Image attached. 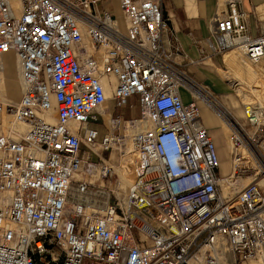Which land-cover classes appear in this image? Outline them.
<instances>
[{"label": "built area", "instance_id": "built-area-1", "mask_svg": "<svg viewBox=\"0 0 264 264\" xmlns=\"http://www.w3.org/2000/svg\"><path fill=\"white\" fill-rule=\"evenodd\" d=\"M240 1L211 19V48L259 63L264 2L252 35ZM111 2L0 0V264H264V108L244 103L247 124L226 120L233 170L222 176L197 105V89L211 92L165 50L161 0H118L123 30Z\"/></svg>", "mask_w": 264, "mask_h": 264}, {"label": "crops", "instance_id": "crops-1", "mask_svg": "<svg viewBox=\"0 0 264 264\" xmlns=\"http://www.w3.org/2000/svg\"><path fill=\"white\" fill-rule=\"evenodd\" d=\"M262 2H264V0H241L238 4L239 10L248 15L246 20L252 35H256L257 29L256 18L253 13L254 7ZM161 7L164 16L168 18V29L161 38L165 50L173 53L174 59L179 62V67L193 80L208 87L211 91H219L224 84L218 79L219 73H217L216 69L219 52L211 48L212 43L209 26L211 19H213L217 13H226L227 7L225 1L161 0ZM258 10L261 12V6L258 7ZM229 51L231 50L225 51L222 56L228 54ZM4 58L5 55L3 61ZM228 65H231L229 59ZM4 75V80H6L5 91L7 93V78L5 71ZM180 93L181 96H186L185 98L182 96V100L185 103L190 101L191 98L188 92L184 89H180ZM199 109L204 125L210 136L214 138V132H216L217 129L214 128L217 122L214 113L209 107H206L203 114H201V103H199ZM211 112L213 113L212 115ZM6 117L9 119V115L6 114ZM227 257L231 260L230 255ZM228 264H232V262Z\"/></svg>", "mask_w": 264, "mask_h": 264}, {"label": "rangeland", "instance_id": "rangeland-1", "mask_svg": "<svg viewBox=\"0 0 264 264\" xmlns=\"http://www.w3.org/2000/svg\"><path fill=\"white\" fill-rule=\"evenodd\" d=\"M110 6L112 9H114L116 13L120 29L123 30L124 18L119 8L118 0H112ZM227 50H231V51H229L228 54H224L222 56V54ZM227 50L220 52L219 55L217 56L218 64L216 71L217 73H219L218 75L219 81L222 82L224 86H222V88L219 91H215V92L211 91L208 87L204 85L203 86L205 87L206 90L211 92L213 98L215 97L216 100L219 103H221V105H223L227 111L231 112V114L235 116V118H237L241 123L246 124V122L242 120L243 117L242 105L244 103L252 102V104L258 106L261 105L264 107V60L259 63H250L242 56L239 48L232 47ZM227 58L231 62V65H228ZM14 60H15L14 55L11 52L5 54L4 71L6 73V78H7V94L9 98L16 100L19 98V86H18L17 71ZM225 77L229 81L230 85ZM3 78H5L4 72H3ZM4 81L6 82V80ZM106 94L107 95L109 94L108 90H106ZM182 96L184 98L186 97L185 95ZM110 103L111 101H108V104ZM206 107L208 106L204 102H201V114H203ZM110 109H113L112 103ZM209 109L211 110L212 108ZM221 110H224L222 106H221ZM226 110H224L225 113L228 116L232 117ZM118 111L124 116L137 114V110L130 111L127 108ZM212 112L211 115L214 113ZM214 115L217 121L216 126L214 128L217 129L216 132H214L215 136H213L214 137L213 140L216 146L219 159L221 161V172L224 174L228 171L229 168L227 148L225 146V143H228V134L226 129L224 128L223 123L220 120V114L218 116L217 114L214 113ZM7 120L8 118L6 117V114H4L3 123H6ZM91 126L95 127L99 131L98 139H101L104 130L100 126V124H91ZM115 157L116 156H114L113 153L112 159H115ZM118 173L120 175V178L116 183L115 191L120 192L121 193L120 196H123L132 179L128 169H124L121 171L118 170ZM118 173L115 170V178H118ZM241 180H242L241 183L242 185L240 187L248 183L251 180V177L243 176L242 178H240L239 182L236 183V185H240ZM233 189L234 191H238V189H236L235 187H233ZM225 263L227 264L230 263V260L227 259Z\"/></svg>", "mask_w": 264, "mask_h": 264}, {"label": "bare ground", "instance_id": "bare-ground-1", "mask_svg": "<svg viewBox=\"0 0 264 264\" xmlns=\"http://www.w3.org/2000/svg\"><path fill=\"white\" fill-rule=\"evenodd\" d=\"M14 63H15V67H16V71H17V78H18V86H19V96H20V75H19V70H18V66H17V64H16V62H15V60H14ZM3 68H4V61H3ZM3 72H4V70H3ZM109 91V90H108ZM197 93H198V96H199V98H198V100H197V105H198V108H199V103H201V102H204L209 108H212L211 110L215 113V114H217L218 116H219V114H220V120H221V122L223 123V125H224V128L226 129V131H227V134H228V141H229V135H230V130H229V128H228V124H227V121L226 120H228V119H237V118H235V116H233L229 111H227L226 109H225V107L223 106V105H221V103H219L217 100H216V98L214 97L213 98V96L212 95H210L209 93H206V92H202V91H200V90H198L197 89ZM107 95V94H106ZM110 95V92H109V94L107 95V96H109ZM212 96V97H211ZM9 98V97H8ZM19 99V98H18ZM18 99H16V100H14V99H11V98H9V100L11 101V102H16ZM248 103H252V102H248ZM221 106L224 108V110H226L232 117H230V116H228L226 113H225V111L224 110H221ZM259 107H262V108H264L263 106H259ZM200 110V109H199ZM242 113H243V105H242ZM4 114H6V113H4ZM199 114H200V112H199ZM8 115V114H7ZM242 120H244L245 121V119H244V115H243V117H242ZM246 122V121H245ZM204 124V123H203ZM243 124V123H242ZM247 124V123H246ZM205 126V125H204ZM19 129L20 130H23L24 129V126L21 124V125H19ZM205 128H206V126H205ZM207 129V128H206ZM208 131V130H207ZM209 133V132H208ZM210 135V134H209ZM212 138V137H211ZM213 139V138H212ZM214 141V140H213ZM225 146H226V148H227V154H228V162H229V168H228V171L226 172V173H222L221 172V174H222V176H225V175H227V174H229L230 172H231V170H233L232 168H231V163H230V159H231V156H230V148H229V142L228 143H225ZM220 160V159H219ZM112 161H115V159H112ZM114 167H115V170H116V172L118 173V170L119 171H121V170H124V169H128V171H129V173H130V175H131V179H133V172H132V167H131V165H130V163H129V160L128 159H125V160H119V161H117L116 163H114ZM220 171H221V161H220ZM127 173V172H126ZM125 177H126V175H125ZM244 177H251L250 175H245ZM119 178H120V175H119V173H118V178H117V181L119 180ZM251 179H252V177H251ZM223 181H225L224 179H223ZM242 183V180H241V182H240V185H234V186H232V187H230V188H228V190L224 187L223 188V190L224 191H229V190H233V192H235L234 191V189H233V187H235L236 189H240L241 187V184ZM223 184H225V183H223ZM244 186V185H243ZM129 187V186H128ZM127 190H128V188L126 189V192L123 194V196H120L121 195V193L120 192H117L116 191V193H117V196L120 198V200H122L124 197H125V195H126V193H127Z\"/></svg>", "mask_w": 264, "mask_h": 264}]
</instances>
